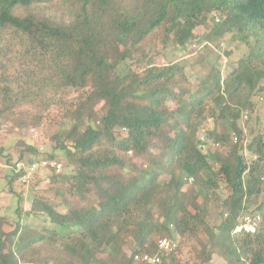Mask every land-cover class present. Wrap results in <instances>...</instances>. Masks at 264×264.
<instances>
[{
    "label": "trees",
    "instance_id": "16d2710c",
    "mask_svg": "<svg viewBox=\"0 0 264 264\" xmlns=\"http://www.w3.org/2000/svg\"><path fill=\"white\" fill-rule=\"evenodd\" d=\"M211 16L197 41L245 52L224 72L201 61L192 85L166 51L187 50ZM34 89L81 92L44 157L72 172H48L28 211L13 190L21 174L11 176L17 220L0 216V264H153L135 256L156 255L164 238L177 248L158 264H210L225 231L227 264H264V196L255 232L243 228L264 194V134L250 122L264 92V0H0V130ZM40 159L31 145L14 163L0 149L12 168ZM50 197L79 203L59 212Z\"/></svg>",
    "mask_w": 264,
    "mask_h": 264
},
{
    "label": "rangeland",
    "instance_id": "374dc122",
    "mask_svg": "<svg viewBox=\"0 0 264 264\" xmlns=\"http://www.w3.org/2000/svg\"><path fill=\"white\" fill-rule=\"evenodd\" d=\"M212 27L213 20L211 16L206 24L199 26L195 30L196 39L192 43L188 44L187 50L168 49L166 51L168 52V57L171 59V61L187 63L186 73L190 78L192 85H195L197 80H199V77H201L205 72L202 66L203 62L201 61H204L205 64L208 62H216L218 67L220 66L222 72H224L227 66L229 67L230 65L236 64L237 60H239V58L245 52V48L240 44L230 45L223 43L219 45L217 43H199L197 40H203L210 33ZM229 51L232 53L230 57L226 55V53ZM33 94L34 95L30 94L32 97H30L24 104L16 109V114L13 120L9 124L5 125L2 130H0V149L2 148L5 154L7 153L11 155L13 163L18 160L20 152L25 149V145L34 146L38 151L39 157L44 158L48 154H51L53 151V135L59 128L60 124L64 122V117L67 111L72 106L76 105L79 97L81 96V92L75 90H67V92H58L56 94H54V92L48 91V93L42 92L36 95V90L34 89ZM256 118V123L258 124H254ZM244 120H241L240 125L243 128H247ZM250 122H253L254 124L253 128L255 130V134H264V92L261 94L256 112L251 117ZM213 126L214 123L211 120H208L205 123V127L208 129L212 128ZM244 130L245 133H248L249 131L248 129ZM250 141L251 139H249L247 143ZM247 143H245L244 146ZM209 150L210 152L222 153L225 151V148L218 147L217 145L210 143ZM246 155L247 160L250 163L252 160V155L247 153ZM30 157L31 153L26 152L24 159L28 160ZM59 157V162L63 164V169L60 175L71 173L72 168H65L64 158L61 155H59ZM136 162L137 164H142L139 160H136ZM216 168H218V164L216 165ZM14 174L15 172H13L11 166H7L4 162L0 161V216H5L9 220V223L17 220L15 210L17 208L18 198L15 196L9 185V179ZM48 175V172L41 171L39 176H37L30 185V188L27 184L24 185L22 184L23 182L19 180L13 183V190L15 192H25V202L23 205L25 211H28L30 208L32 198L31 191L39 188H46L48 184V181L46 180ZM168 180L169 176L162 171L160 173L159 181L163 183L167 182ZM222 189L223 192H221V194L224 197L227 196L229 191L226 189V185L223 184ZM263 196L264 194L259 199L258 204L252 206V212L246 215V217L253 218L256 216V209L258 208L259 203L263 200ZM48 200L53 203L59 212H65L68 207H73L75 204L79 203V201L76 199H71L69 203L64 204H62L60 200H55L52 197H50ZM211 210L213 214V221L219 222V220L216 219L213 209ZM24 221L29 223L32 228L40 227L43 223L40 219L25 218ZM157 221L161 222L160 216L157 217ZM244 223L246 222L244 221ZM228 236V231H225L223 234H221L220 239H225V241L221 239V242L229 243ZM223 243L221 244V249L216 250L210 264H227V261L223 258L224 256L227 255L230 259L235 257L232 247L230 250L229 244L223 245ZM228 252L230 254H228Z\"/></svg>",
    "mask_w": 264,
    "mask_h": 264
},
{
    "label": "built area",
    "instance_id": "2783aa9c",
    "mask_svg": "<svg viewBox=\"0 0 264 264\" xmlns=\"http://www.w3.org/2000/svg\"><path fill=\"white\" fill-rule=\"evenodd\" d=\"M234 141L237 142L238 139L236 136H234ZM13 172L15 174H21L19 177V181L25 182L29 178H31L34 174L40 173L41 171L46 172H54V173H60L63 169V166L61 163L57 161H52L48 159H40L38 163H32L29 164L28 162H17L15 164V167L12 168ZM192 179H190V182ZM261 217L256 216L254 219L250 217L245 218V222L243 225V228L247 231L255 232L257 226L260 224ZM242 227H238L237 230H240ZM177 248V244L167 238L161 239L158 242V253L154 256H151L149 254H143V255H136L135 260L136 261H143V262H149L153 264H158L161 262V258L163 255L169 254L172 251H174Z\"/></svg>",
    "mask_w": 264,
    "mask_h": 264
}]
</instances>
